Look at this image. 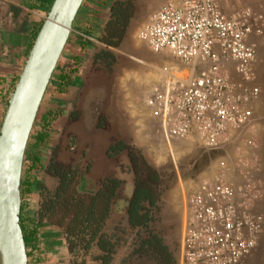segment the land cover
Masks as SVG:
<instances>
[{
    "label": "built area",
    "instance_id": "obj_1",
    "mask_svg": "<svg viewBox=\"0 0 264 264\" xmlns=\"http://www.w3.org/2000/svg\"><path fill=\"white\" fill-rule=\"evenodd\" d=\"M254 25L225 13L217 0L166 2L138 31L154 53H168L177 65L164 67L163 88L146 104L161 117L167 142L194 136L202 150H216L229 135L250 124L249 102L256 86L232 82L225 66L248 80L255 46L247 41ZM179 63L187 76H179ZM252 184L218 178L204 181L184 197L180 264H247L261 229L262 215L251 207Z\"/></svg>",
    "mask_w": 264,
    "mask_h": 264
},
{
    "label": "crops",
    "instance_id": "obj_2",
    "mask_svg": "<svg viewBox=\"0 0 264 264\" xmlns=\"http://www.w3.org/2000/svg\"><path fill=\"white\" fill-rule=\"evenodd\" d=\"M51 1L0 0V127L9 94L23 69ZM185 1L187 0H83L66 43L67 51L63 50L61 55L60 70L55 74V78H68L69 84L76 81L73 96L69 100L76 102L77 97H80L85 81L83 78L79 79L78 73L87 64V59L93 58L91 55L95 52L94 48L106 45L98 38L119 4L129 2L132 7L129 19L134 16V12H138L137 17L141 18L143 25L162 4L170 2L181 6ZM217 1L225 13L246 19L254 25L255 29L247 36V41L256 49L248 80L234 71L232 62L225 69L232 82L240 87L256 86L258 94L249 102L253 110L250 124L233 131L219 149L204 151L195 144L193 135L187 139L192 145L182 147L190 152L191 165H187L184 170L190 171L188 176L191 175L197 185L218 178L236 183L245 179L251 182V207L262 215L263 220L255 245L245 261L247 264H264V0ZM132 72L135 73L129 70L124 76L127 78ZM186 73V69L179 63V76H187ZM136 87L134 83L125 82V79L118 84L116 81L113 95L114 110L121 117L120 123H126L133 130L138 128L137 108L143 94L141 87ZM107 122L110 123L109 120ZM180 156L181 152L179 160ZM33 201L31 211H22L27 222L34 221L37 217L38 186L33 192ZM37 233V242L27 248L28 263L67 264L69 253L62 230L57 226L41 223Z\"/></svg>",
    "mask_w": 264,
    "mask_h": 264
},
{
    "label": "water",
    "instance_id": "obj_3",
    "mask_svg": "<svg viewBox=\"0 0 264 264\" xmlns=\"http://www.w3.org/2000/svg\"><path fill=\"white\" fill-rule=\"evenodd\" d=\"M82 2L52 1L7 99L0 127V264H28L19 225L24 152L46 87L66 46ZM138 14L134 12V16L128 20L123 41L135 25ZM116 48H120V45ZM94 50L91 55L93 58L87 59V64L78 73L79 79L85 81L77 101L82 114L73 124L71 132L77 136L80 150L88 145L87 156L93 160L88 176L99 180L113 172L121 180L102 229V232L109 233L113 225L122 219L127 221V207L134 191L132 175L123 173L119 162L110 159L106 153L111 143L124 139L121 117L114 110L113 95L119 72L125 64L124 59L109 46H97ZM98 53L109 55V58L105 57L108 60L115 59L110 70L103 64L93 63L94 55ZM99 116L106 117L110 124L103 129L98 128L96 124ZM123 174L127 182L122 181Z\"/></svg>",
    "mask_w": 264,
    "mask_h": 264
},
{
    "label": "flooded vegetation",
    "instance_id": "obj_4",
    "mask_svg": "<svg viewBox=\"0 0 264 264\" xmlns=\"http://www.w3.org/2000/svg\"><path fill=\"white\" fill-rule=\"evenodd\" d=\"M121 5H123V8L132 10L129 2ZM117 17L118 15H116V19ZM106 56L107 58L110 57L106 53L96 54L93 63L103 64L110 70L111 65L115 61L114 59L108 60L105 58ZM53 77L46 87L38 108L22 162L20 182L23 196L21 197V204L23 205V209L30 211L34 202L33 192L37 186L40 200L41 188L44 187L48 190H53L64 177L71 180L77 192L85 194L97 192L105 180L117 181V187H119L121 182V180L115 177L113 172H111L110 176L99 180L88 176L89 169L93 164L92 158L87 156L88 145H85V147L80 150L77 136L71 132L73 124L80 119L82 114L77 105V101L80 97H77L76 102L69 100L73 96L76 81L69 84L68 78H65V76ZM79 91L77 93H79ZM107 121L106 117L99 116L96 125L98 128L103 129L110 124ZM124 152L126 154H124ZM106 153L110 159L119 162L123 173L127 176L129 174L132 175L134 191L129 201V206L127 207L128 219L126 221L129 226V211L138 189L142 187L151 189L155 196L159 198L163 181L159 172L150 166L141 153L137 152L125 139L111 143ZM153 176L157 178V181L154 180L155 178H153ZM122 181L127 182V177L125 175L122 177ZM79 184H86L89 188L79 189ZM115 192L112 199L116 196ZM144 204L146 208L142 212L144 213L148 210V220L144 227L138 228H145L147 230V235L150 232L155 234L154 231L148 230V221L150 220V209L156 208L157 202L156 207H150L147 201H145ZM38 206L39 201L37 211ZM125 231L126 229L117 228V230L109 232V234L119 236L122 241V236Z\"/></svg>",
    "mask_w": 264,
    "mask_h": 264
},
{
    "label": "rangeland",
    "instance_id": "obj_5",
    "mask_svg": "<svg viewBox=\"0 0 264 264\" xmlns=\"http://www.w3.org/2000/svg\"><path fill=\"white\" fill-rule=\"evenodd\" d=\"M141 21L140 17L135 20V25L130 34L124 41L121 39V43L119 42L120 48L113 47L114 51L124 59L125 64L119 72L117 84L119 81L124 82L125 79V82L134 83L135 86L141 87L139 78L145 72L152 70L155 71L157 76L156 80H154L155 82L153 81L147 85L145 89L141 87L143 94L140 106L137 108L138 128L135 130L129 129V125L123 123L121 124L122 132L124 139L137 152H140L148 164L156 169L161 176L163 181L162 189L157 201V207L150 209L148 230L154 231L162 240L174 258V264H180L179 244L182 231L184 197L197 186L192 176H188L190 171L184 170L187 165H191V159L188 149L182 146H191L192 144L189 143V140H170L167 142L161 129V117L155 113L153 108L146 104V97L153 89L164 87L167 74L163 71V68L177 65L178 62L167 53L150 51L146 44L138 38V31L144 25H141ZM67 48L66 45L64 52L67 51ZM60 66L61 57L52 74L53 78H55L56 72L60 70ZM129 70H133L135 73L132 72L126 78L124 75ZM181 77H185V75L182 74ZM179 152H181L180 160ZM87 187L86 184H79L78 186L79 189H87ZM172 190L176 194H173ZM117 228L126 229V231L117 249L118 255L114 254L111 264H158L154 259L134 251L138 247L140 239L147 236L145 228L130 227L124 219L117 225H113L109 232H114ZM67 260V264H70V256Z\"/></svg>",
    "mask_w": 264,
    "mask_h": 264
},
{
    "label": "trees",
    "instance_id": "obj_6",
    "mask_svg": "<svg viewBox=\"0 0 264 264\" xmlns=\"http://www.w3.org/2000/svg\"><path fill=\"white\" fill-rule=\"evenodd\" d=\"M130 15L131 9L123 8V5L119 4L113 10L111 21L106 24L98 40L108 46L117 47ZM153 178L157 181L155 176ZM117 185L115 180H105L97 192L85 194L77 192L71 180L64 177L53 190L41 188L37 217L34 221H26L27 217L23 216L21 204L19 225L26 251L31 244L37 242L38 225L48 223L62 230L70 264H111L113 255L121 244V238L102 232V229ZM20 195L23 196L21 182ZM157 199L151 189H138L129 211V226L144 227L148 220V210L142 212L146 208L144 202L147 201L150 207H156ZM134 251L154 259L158 264H174V258L167 247L152 232L140 240Z\"/></svg>",
    "mask_w": 264,
    "mask_h": 264
},
{
    "label": "bare ground",
    "instance_id": "obj_7",
    "mask_svg": "<svg viewBox=\"0 0 264 264\" xmlns=\"http://www.w3.org/2000/svg\"><path fill=\"white\" fill-rule=\"evenodd\" d=\"M149 49V48H148ZM150 50V49H149ZM151 51V50H150ZM156 76L157 74L155 73V71H147L144 73V75L139 78V84H141L142 89H145L147 87V85H149L150 83H152L154 80H156ZM155 82V81H154ZM176 191V190H175ZM173 194H176V192H173ZM171 193V195H172Z\"/></svg>",
    "mask_w": 264,
    "mask_h": 264
}]
</instances>
